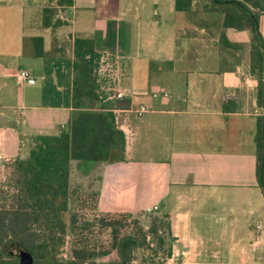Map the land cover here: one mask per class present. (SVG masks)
Listing matches in <instances>:
<instances>
[{
	"label": "crops",
	"instance_id": "1",
	"mask_svg": "<svg viewBox=\"0 0 264 264\" xmlns=\"http://www.w3.org/2000/svg\"><path fill=\"white\" fill-rule=\"evenodd\" d=\"M175 3L0 0V122L13 120L0 125V159L68 126L74 44L91 38L102 57L124 66L118 89L132 108L151 109L141 118L131 108L116 112L126 160L102 166L99 209L169 213L175 242L167 264H264L255 139L264 107L251 71L253 34L223 29L224 15L208 0L183 12ZM46 8L55 10L49 26ZM259 29L264 38V13ZM21 70L34 82L20 81Z\"/></svg>",
	"mask_w": 264,
	"mask_h": 264
},
{
	"label": "trees",
	"instance_id": "2",
	"mask_svg": "<svg viewBox=\"0 0 264 264\" xmlns=\"http://www.w3.org/2000/svg\"><path fill=\"white\" fill-rule=\"evenodd\" d=\"M208 1L209 10L224 15L223 29L252 32L251 71L259 78L258 103L264 107V38L259 29L264 0ZM192 3L176 0L175 8L188 11ZM56 4L71 6L73 0H56ZM45 13L43 23L49 26L55 10L46 8ZM94 44L87 37H78L74 44L75 111L68 126L57 134L35 135L27 156L16 157L11 164L12 192L0 194L4 200L0 204V264H17L19 251L30 254L34 264H167L172 256L175 237L169 213L150 212L147 220L140 218L144 213L137 214L139 218L133 219L130 231L125 223L132 218L130 213L105 212L87 221L80 219L75 208L72 211V205L79 202V191L96 192L98 207L102 166L126 160V137L117 123L116 111L132 108V100L109 98L113 91L106 90V80L99 75L102 55ZM224 108L229 109L227 104ZM255 139L257 181L264 195V114L257 116ZM74 174L80 180L76 181ZM95 225L111 230L110 242L100 245L99 250V243L92 242L90 236ZM69 235L74 240L65 258L63 246ZM107 246L110 249L101 251ZM146 249L149 255L140 257L138 254Z\"/></svg>",
	"mask_w": 264,
	"mask_h": 264
},
{
	"label": "rangeland",
	"instance_id": "3",
	"mask_svg": "<svg viewBox=\"0 0 264 264\" xmlns=\"http://www.w3.org/2000/svg\"><path fill=\"white\" fill-rule=\"evenodd\" d=\"M114 62L118 63L120 65L121 68V63L117 62L116 60H113ZM101 66V65H100ZM99 66V67H100ZM116 92V89L113 91ZM0 111H2V108H0ZM14 112V111H13ZM15 113H13L12 115H14ZM10 117V116H9ZM8 117V118H9ZM11 119V118H10ZM13 120H10L9 122H0V125L4 126V124H12ZM30 146H23V150L21 151V155L23 158L27 156L28 152H30ZM18 156V157H19ZM14 162V159H10V160H6V161H1L0 159V194L2 192H12V189L10 187L11 183H10V175L12 173V166L11 164ZM74 177L76 179V174H74ZM80 180L79 177H77L76 181ZM84 181H87V179H84ZM83 181V182H84ZM78 200L79 202L76 205H72V211H75L79 214L80 219L83 220H87V221H92L94 218H100L103 213L99 207H97L96 204V192H87V191H79L78 193ZM75 202V201H73ZM4 200H2V198H0V204H3ZM8 204H10V202H8ZM71 215V214H69ZM120 215V214H119ZM153 215H157L156 213ZM120 219H122V216H118ZM139 218V215H133L131 219H128L125 223H127V228L130 229V231L133 228V224L132 221L133 219ZM141 220H147L149 219V214L146 212L144 213V215L141 217ZM93 233L90 235L92 238V242H97L98 244V250L100 249V245H104L105 243H109L110 242V233L111 230H108V228H104V227H100L99 225H95V227H93ZM74 237H72V235H69L68 238L66 239V243L65 246H63V254L65 258L69 257V253H70V247H71V243L73 242ZM106 249H110V247H102L101 251L106 250ZM149 250L146 249L145 251H143V253H139L138 255L140 257H142V255H149ZM20 253L21 251L18 252V256L16 257V263H19V258H20ZM22 254V253H21ZM102 258V257H100ZM59 264V262H56L55 264Z\"/></svg>",
	"mask_w": 264,
	"mask_h": 264
},
{
	"label": "built area",
	"instance_id": "4",
	"mask_svg": "<svg viewBox=\"0 0 264 264\" xmlns=\"http://www.w3.org/2000/svg\"><path fill=\"white\" fill-rule=\"evenodd\" d=\"M99 75L101 78H104L107 83V91H114L116 89V92H113V94H109V98L111 100L113 99H122L126 96L125 92L122 89H118L120 83L122 82V75H121V69L120 65L116 62L113 61L111 57H102V62L101 66L99 67ZM18 77L20 81H25V82H34V78L31 76L29 71L21 70L18 73ZM160 96L163 97H169L170 93L168 92H163V93H153V97L155 99L159 98ZM133 113L136 114L137 117L141 118L143 117L146 113L151 111L149 107L146 105H141L137 109L131 108ZM118 111H123V110H118ZM117 112V111H116ZM118 123V121H117ZM158 210V207H149L146 209V213L150 212H155Z\"/></svg>",
	"mask_w": 264,
	"mask_h": 264
},
{
	"label": "water",
	"instance_id": "5",
	"mask_svg": "<svg viewBox=\"0 0 264 264\" xmlns=\"http://www.w3.org/2000/svg\"><path fill=\"white\" fill-rule=\"evenodd\" d=\"M34 259L28 253H20V260L18 264H34Z\"/></svg>",
	"mask_w": 264,
	"mask_h": 264
}]
</instances>
